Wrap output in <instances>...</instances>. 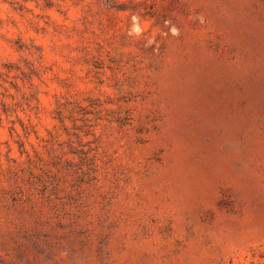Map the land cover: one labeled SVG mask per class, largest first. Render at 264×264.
I'll return each mask as SVG.
<instances>
[{
  "label": "rangeland",
  "instance_id": "obj_1",
  "mask_svg": "<svg viewBox=\"0 0 264 264\" xmlns=\"http://www.w3.org/2000/svg\"><path fill=\"white\" fill-rule=\"evenodd\" d=\"M0 264H264V0H0Z\"/></svg>",
  "mask_w": 264,
  "mask_h": 264
}]
</instances>
